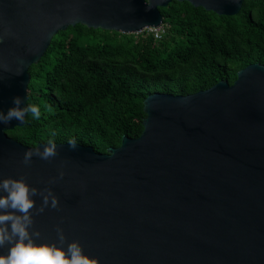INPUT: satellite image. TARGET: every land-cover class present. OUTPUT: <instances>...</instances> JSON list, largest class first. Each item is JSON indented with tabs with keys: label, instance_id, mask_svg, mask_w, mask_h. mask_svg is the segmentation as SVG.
<instances>
[{
	"label": "water",
	"instance_id": "1",
	"mask_svg": "<svg viewBox=\"0 0 264 264\" xmlns=\"http://www.w3.org/2000/svg\"><path fill=\"white\" fill-rule=\"evenodd\" d=\"M171 1L0 0V264H264V63L149 94L141 134L105 152L7 132L61 30L139 33ZM187 1L225 15L245 2Z\"/></svg>",
	"mask_w": 264,
	"mask_h": 264
},
{
	"label": "trees",
	"instance_id": "2",
	"mask_svg": "<svg viewBox=\"0 0 264 264\" xmlns=\"http://www.w3.org/2000/svg\"><path fill=\"white\" fill-rule=\"evenodd\" d=\"M160 9V38L146 29L125 33L81 23L61 30L31 65L26 122L8 134L31 146L76 141L105 152L124 134H141L149 94L233 83L241 68L264 63V0H245L234 15L187 0Z\"/></svg>",
	"mask_w": 264,
	"mask_h": 264
},
{
	"label": "built area",
	"instance_id": "3",
	"mask_svg": "<svg viewBox=\"0 0 264 264\" xmlns=\"http://www.w3.org/2000/svg\"><path fill=\"white\" fill-rule=\"evenodd\" d=\"M150 31H152L156 38H160L165 31L164 23H162L158 27H150Z\"/></svg>",
	"mask_w": 264,
	"mask_h": 264
},
{
	"label": "rangeland",
	"instance_id": "4",
	"mask_svg": "<svg viewBox=\"0 0 264 264\" xmlns=\"http://www.w3.org/2000/svg\"><path fill=\"white\" fill-rule=\"evenodd\" d=\"M164 27H165V26H164ZM146 30H150V27L147 28ZM139 122H140V120L136 119V123H139Z\"/></svg>",
	"mask_w": 264,
	"mask_h": 264
}]
</instances>
